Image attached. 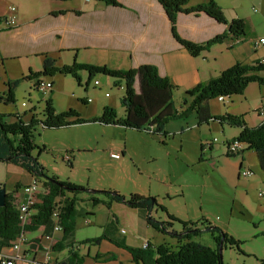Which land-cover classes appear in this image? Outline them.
<instances>
[{"label":"rangeland","instance_id":"obj_1","mask_svg":"<svg viewBox=\"0 0 264 264\" xmlns=\"http://www.w3.org/2000/svg\"><path fill=\"white\" fill-rule=\"evenodd\" d=\"M17 1L0 0V14L7 13L9 4L17 6ZM229 1L232 0H226ZM234 2H239L238 19L245 23L246 34L241 39L245 43H251L264 37L262 0H234ZM63 12H54V14ZM224 13L226 19L229 15L232 16L230 11ZM227 21L230 23L232 20L227 19ZM238 61L243 62L235 55V64ZM24 68L16 60H4L3 65L0 63V94L6 91L4 86L6 78L13 81L28 75V71ZM79 75L80 85L69 75L42 76L39 79L54 84L53 92L49 95L35 90L36 80L21 82L14 92L15 102L7 105L8 110L12 112L10 114L24 115L33 112L38 120H44L46 102L51 100L57 113L72 109L84 120L99 118L105 107L114 108L120 117L125 115V109L121 104L125 95L123 83L116 85L115 79L98 74L87 85L88 73L80 72ZM96 81L99 82V86H95ZM262 91L264 85L255 83L250 84L244 94L226 97L224 102H219L217 98L213 99L209 102L211 114L221 116V112H225L229 107L236 116L247 115V118L258 116V110L264 107ZM187 100L189 104L191 100L189 98ZM23 103L26 107H23ZM191 115L197 117L195 113ZM30 118L31 114L27 115L25 120ZM177 121L179 120L171 123H178ZM201 127H185L186 132L182 134L165 128L168 136L164 137L120 126H106L98 122L57 129L44 128L40 124L34 131L37 149L33 152V156L38 158L49 176H56L62 181L91 190H112L125 197L139 194L156 198L158 204L179 221L197 222L202 232L193 239L203 245L215 246L211 234L204 230V226L208 223L222 222L223 232L240 241L242 243L240 249L244 252V254L239 253L235 247L227 243L222 249L223 264H258V260H264V238L262 233L259 234L260 230L264 229V214L260 210L258 217L251 219L244 210V202L248 209H251V204L255 209H259V202L264 204V198L259 196L260 191L264 193V183L257 177L258 171H252L256 175V178L253 176L255 178L253 184L251 186L241 184L236 190L233 182H229V179L224 178L218 171L219 168L228 167V158L236 157L228 156L227 148L222 141L223 137L218 130L208 132L207 129H203L200 132ZM226 135H229L228 132ZM215 138L219 140V144L212 143ZM203 143L215 145L213 152L209 150L202 152ZM40 149H43L42 152L39 151ZM111 152L121 155L123 152L124 156L120 160H115L110 158ZM66 155L72 157V165L65 162ZM211 161L217 164L213 165ZM29 180L30 176L23 169L0 163V185H5L7 193L18 195L23 187L20 185ZM39 185L41 189L40 181ZM104 209L101 207L99 214L105 213ZM159 214L169 221L167 214L161 209ZM173 224L180 233L183 229L182 224L179 222ZM257 227L259 230H256ZM150 231L154 243L174 245L175 240L169 234H162L152 229ZM96 234H99V231L92 227L87 234L86 230L79 233V237L96 236ZM140 244L138 241L134 246Z\"/></svg>","mask_w":264,"mask_h":264},{"label":"crops","instance_id":"obj_2","mask_svg":"<svg viewBox=\"0 0 264 264\" xmlns=\"http://www.w3.org/2000/svg\"><path fill=\"white\" fill-rule=\"evenodd\" d=\"M208 1L188 0L187 7L203 5ZM215 1L223 11L231 12L232 16L227 17L229 21L238 18L239 2H234V0L231 2ZM263 1L262 4H264ZM16 4L17 6L9 4L6 9L7 13L0 14L2 19L0 21L1 65L4 60H16L22 68L25 67L28 74L30 71L41 72L44 59L48 56L56 59L58 66L72 65L74 62L107 66L116 70L138 69L145 65L155 66L161 77L168 78L177 86L173 101L175 108L179 111L188 106V104L182 105L185 93L200 83L218 77L223 71L234 66L235 55L238 59H242L241 64L264 63V44L256 46L259 39L251 43H245L243 39L229 40L214 46L210 51L203 52L198 57H193L173 37L169 17L158 0H119L120 5L116 7L97 0H18ZM11 8H15L14 13ZM54 12L63 13L55 15ZM11 16L16 17L17 26L8 28L5 22ZM176 26L181 38L196 44L205 43L228 30L226 24L217 22L205 13H180ZM4 75L6 77V73ZM261 76L264 77V72L261 73ZM6 79V82L12 80ZM4 86L6 88L4 93H7L6 83ZM135 89L140 93L139 77L136 79ZM259 89L261 90V88ZM2 103L1 101L0 113H12L11 110H8V106H3ZM225 113L236 116L229 107L220 115ZM244 117L249 127H256L263 122L260 116L254 115L252 118L250 116L247 118L246 115ZM177 122H170L166 125V129L182 134L186 132L185 127L198 126L197 117L194 115H191L188 120ZM199 129L200 132L203 129H207L208 132L218 130L220 136L223 137L222 141L225 146L227 141L236 139L240 134V129L222 126L217 122H211ZM230 132H232L231 136ZM214 146L209 150L211 153ZM224 150L226 151L225 148ZM124 153L122 152L123 156ZM211 163L217 164L215 161H211ZM245 169L250 172L258 171L259 176L257 177L264 183L263 171L258 163L256 153L252 151L233 159L228 158V167L219 168L218 171L224 178L229 179V182H233L237 190L241 184L251 186L256 178L253 172L255 178L243 176L241 172ZM28 176L30 175L28 174ZM32 180L33 178L30 176V180L24 182L20 187L30 184ZM260 192L263 193V191ZM41 195H43V191L40 190L39 204L42 201ZM260 197L264 198V193ZM80 200L78 207L89 214L77 219L73 244L71 243V246L63 251L54 250L53 246L63 240V233L55 232L54 229L47 231L42 226L37 231L28 233L29 244L23 249L28 258H34L38 264H63L71 256V253H76L84 259V264H135L127 251L118 248L108 240H103L98 245L80 244L85 240L102 236L108 224L113 226V230L111 227L112 237L119 242L137 248L144 247L147 243L152 246L160 245L152 241L150 230L154 229L147 224L148 212L146 210L133 209L123 203H113L110 208L104 205L94 206L87 194L81 195ZM244 205V210L247 211L251 219L258 217L260 210L264 214L263 203L259 202V209H255L253 204H251V209H248L246 202ZM101 207L105 208V213L99 214ZM36 213L37 209H35L34 215ZM151 216L156 220L167 221L163 216H160L158 209H154ZM79 220L82 221L81 224ZM212 224L224 229L222 222H215V224L213 222ZM92 227L96 228L99 234L79 237V233L86 230L87 234L89 228ZM171 229L177 232L176 226L173 225ZM256 230H259V227ZM261 233H264V229L260 230L259 234ZM47 236H50L51 240L46 239ZM138 241L141 244L134 246V243ZM173 244L176 245V241ZM1 251L8 252L9 247H4ZM98 255H115L117 259L115 261H105L103 258L96 260Z\"/></svg>","mask_w":264,"mask_h":264},{"label":"trees","instance_id":"obj_3","mask_svg":"<svg viewBox=\"0 0 264 264\" xmlns=\"http://www.w3.org/2000/svg\"><path fill=\"white\" fill-rule=\"evenodd\" d=\"M70 1V0H56ZM109 6H119V0H97ZM171 22L173 37L181 44L193 57L200 56L203 52L210 51L214 46L223 44L229 40H239L246 34L245 23L241 19H234L230 23L227 21L223 9L215 0H209L206 4L195 7H187L188 0H158ZM180 13L199 14L205 13L221 24L228 26L227 32L216 36L213 39L196 44L180 37L177 32V17ZM0 21L2 19L0 18ZM242 40V39H241ZM87 72L88 81L98 74L111 77L116 80L115 84H124L125 95L121 104L125 109V115L120 117L112 107H105L99 118L84 120L75 110L57 113L52 101L46 102L44 109V120H38L33 112L31 118L26 121L27 113L24 115H11L0 113V163L13 164L26 171L32 178L41 182L42 201L36 206L37 213L32 217L31 223L25 228L27 232L37 231L44 226L47 231L54 229L58 224L61 226L63 240L53 246L54 250L63 251L73 244L76 233L77 219L86 213L79 208L80 196L87 194L94 206L104 205L110 208L113 203H123L128 207L148 212L146 221L149 227L162 234H169L176 245L161 244L152 246L147 243L146 247H132L124 242H119L112 237L113 226L108 224L102 236L88 239L80 244H100L103 240H108L118 248L127 251L133 258L135 264H223L220 254V247L224 249L229 243L235 247L239 253L244 254L240 249L242 244L232 236L212 223L204 226V230L209 232L215 242L214 247L203 245L194 241L202 231L197 222H182L168 214L167 210L158 204L156 198L131 194L125 197L112 190H91L83 186L60 180L56 176H49L39 163L38 158L33 156L37 149L34 139V131L38 125L44 128L57 129L87 122H98L106 126H120L127 129L146 131L151 134L168 136L166 125L174 120H184L195 113L198 120V127L209 125L211 122L240 129L239 136L234 139L240 141L246 149L245 152H255L258 163L264 174V121L256 126L249 127L244 116H235L225 113L221 116H213L210 111L209 102L220 96L232 97L245 93L251 83L264 85V63L234 64L231 68L223 71L218 77L207 82L200 83L193 89L185 93L182 105H187L189 98L191 101L187 107L179 111L174 105V94L178 89L168 78L161 77L155 66L145 65L138 69L116 70L107 66H96L74 62L72 65L58 66L57 61L48 56L44 59L43 70L41 72L30 71L26 77L6 82L7 93L0 94V102L5 105L15 102L14 92L23 81L40 80L42 76L54 77L56 74L69 75L81 84L79 73ZM140 78V93L135 89L136 79ZM53 92V91H52ZM51 92V93H52ZM86 103V102H85ZM12 118V119H10ZM211 145H213L211 143ZM211 145L209 150L211 149ZM205 149V144L201 145V151ZM43 149L39 151L42 152ZM242 153V154H243ZM228 156L238 157L239 155L228 154ZM72 165V163H69ZM161 209L168 216L169 221H159L151 216L154 209ZM158 209V210H159ZM59 213L58 220L53 219V213ZM173 222L182 224V231H170ZM206 222V220H205ZM19 215L15 204V195L7 193L6 204L0 207V250L9 247L10 243L16 240L21 233ZM264 235V233H262ZM115 261V255H98L96 260ZM84 259L78 254L71 253V256L63 264H84ZM258 264H264V260H258Z\"/></svg>","mask_w":264,"mask_h":264},{"label":"built area","instance_id":"obj_4","mask_svg":"<svg viewBox=\"0 0 264 264\" xmlns=\"http://www.w3.org/2000/svg\"><path fill=\"white\" fill-rule=\"evenodd\" d=\"M11 11L14 13L15 8H11ZM6 26L8 28H13L17 26V21L15 16H11L8 18L5 22ZM264 44V38L259 39V41L256 43V46H260ZM99 82H95V86H99ZM35 90L38 92L49 95L53 90V84L46 80H37L35 82ZM108 96V95H107ZM226 97L220 96L217 98L219 102H224ZM91 100H88L90 102ZM23 107H26V104L23 103ZM258 116H260L264 121V107H262L260 110H258ZM218 142V139L213 140V144ZM211 145V144H210ZM210 145H205L204 152L209 150ZM226 148L228 154L233 155H241L243 151L246 149V147H241V142L238 140L231 139L226 142ZM112 159L119 160L123 156V154H119L116 152H111L110 154ZM65 162L71 163L72 157L69 155H66L64 157ZM241 174L243 176H246L248 178L252 177L253 174L248 169L242 170ZM40 185L39 180L36 178H33L32 182L28 185H25L21 188L20 193L15 196V204L19 215V223L21 228V233L19 234L18 238L10 243L9 251L8 252H0V264H38L37 260L34 258H28V255L24 248H26L29 244L28 240V233L25 228L30 225L32 217L34 216V211L36 209V206L39 204V193H40ZM260 196L263 195L262 192L259 194ZM59 213L55 211L53 213V219L56 221L58 220ZM55 232H62L61 226L56 225L54 227ZM46 239H50V236H47ZM147 244L144 245L146 247ZM48 264V263H46Z\"/></svg>","mask_w":264,"mask_h":264},{"label":"water","instance_id":"obj_5","mask_svg":"<svg viewBox=\"0 0 264 264\" xmlns=\"http://www.w3.org/2000/svg\"><path fill=\"white\" fill-rule=\"evenodd\" d=\"M6 196H7V192H6V188L5 185H0V207H4L6 204ZM220 254L222 256V248L220 247Z\"/></svg>","mask_w":264,"mask_h":264},{"label":"bare ground","instance_id":"obj_6","mask_svg":"<svg viewBox=\"0 0 264 264\" xmlns=\"http://www.w3.org/2000/svg\"><path fill=\"white\" fill-rule=\"evenodd\" d=\"M241 147H242V144H241Z\"/></svg>","mask_w":264,"mask_h":264}]
</instances>
